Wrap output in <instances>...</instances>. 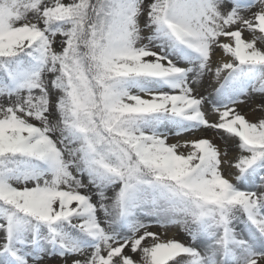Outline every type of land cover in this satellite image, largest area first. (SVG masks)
<instances>
[{
    "label": "snow or ice",
    "instance_id": "6c2138e0",
    "mask_svg": "<svg viewBox=\"0 0 264 264\" xmlns=\"http://www.w3.org/2000/svg\"><path fill=\"white\" fill-rule=\"evenodd\" d=\"M0 264H264V0H0Z\"/></svg>",
    "mask_w": 264,
    "mask_h": 264
},
{
    "label": "bare ground",
    "instance_id": "6f19581e",
    "mask_svg": "<svg viewBox=\"0 0 264 264\" xmlns=\"http://www.w3.org/2000/svg\"><path fill=\"white\" fill-rule=\"evenodd\" d=\"M246 110V109H245Z\"/></svg>",
    "mask_w": 264,
    "mask_h": 264
}]
</instances>
